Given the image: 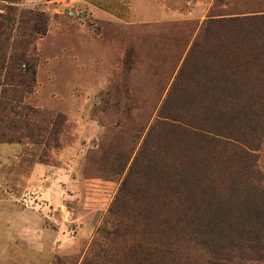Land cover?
Segmentation results:
<instances>
[{
	"label": "rangeland",
	"instance_id": "obj_1",
	"mask_svg": "<svg viewBox=\"0 0 264 264\" xmlns=\"http://www.w3.org/2000/svg\"><path fill=\"white\" fill-rule=\"evenodd\" d=\"M21 12L45 27L25 55L36 76L24 99L45 131L33 139L12 130L10 120L26 113L3 107L0 85V264H81L105 244L98 234L114 225L108 211L129 164L204 23L262 15L264 0H0L2 83L21 53ZM259 125L255 170L264 188V114ZM223 181L221 220L264 235L260 196L245 195L241 177Z\"/></svg>",
	"mask_w": 264,
	"mask_h": 264
},
{
	"label": "trees",
	"instance_id": "obj_2",
	"mask_svg": "<svg viewBox=\"0 0 264 264\" xmlns=\"http://www.w3.org/2000/svg\"><path fill=\"white\" fill-rule=\"evenodd\" d=\"M34 15L21 12V53L10 57L3 83L0 76L3 107L26 113L20 122L10 120L12 130L33 139L45 131V122L31 118L37 112L24 104L36 76L25 55L34 47L32 34H45ZM263 108L264 14L207 20L129 164L108 211L114 225L98 234L105 244L95 243L81 264L264 263V235L245 227L236 232L223 222L217 198L223 175H236L242 178L236 184L248 187L245 195L254 202L260 196L264 206L254 144ZM60 123L57 117L53 126Z\"/></svg>",
	"mask_w": 264,
	"mask_h": 264
}]
</instances>
